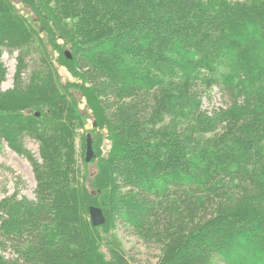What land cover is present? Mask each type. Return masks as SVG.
I'll list each match as a JSON object with an SVG mask.
<instances>
[{
  "label": "trees",
  "instance_id": "1",
  "mask_svg": "<svg viewBox=\"0 0 264 264\" xmlns=\"http://www.w3.org/2000/svg\"><path fill=\"white\" fill-rule=\"evenodd\" d=\"M5 49L20 53L13 87L0 89V147L28 158L37 186L34 199L0 203V264H133L102 236L114 194L119 224L145 233L171 193L205 220L159 264H264V0H0V83ZM56 62L82 82H63ZM83 68L109 81L104 102ZM214 87L226 103L208 112L201 99ZM127 98L137 114L155 109L114 136L102 103L114 113ZM88 119L89 162L75 144ZM216 185L235 200L201 205Z\"/></svg>",
  "mask_w": 264,
  "mask_h": 264
},
{
  "label": "rangeland",
  "instance_id": "2",
  "mask_svg": "<svg viewBox=\"0 0 264 264\" xmlns=\"http://www.w3.org/2000/svg\"><path fill=\"white\" fill-rule=\"evenodd\" d=\"M18 7L21 8L22 5L18 4ZM59 43L62 44L63 41L59 39ZM19 53L20 52L18 50L5 49L3 51L1 60L7 68V73L5 79L0 83V89L2 90L10 89L14 85ZM37 53L34 54V57L36 58H34L35 60H37ZM53 54L55 60L57 61L59 51L55 50ZM26 62L28 63V66H26L27 69L23 73L25 78L28 74L30 65H33V58H31V56H27ZM55 64L63 82H82L81 76L75 75L68 65L61 62H56ZM83 70L87 81H90L89 85L91 84L93 86L100 100L104 102V100H106L107 93L103 89L109 81L98 80L97 78H94L93 75H89L86 68H83ZM136 99L137 98H127L122 100L119 103L117 111L114 113H111V111H109L102 103V110L105 115V120L101 115L102 121L104 124L107 123L109 126L111 125L114 136L117 135V130L119 129L117 127L118 125L122 126V124L134 122L135 116H138L139 120L145 121L148 120V117H150L149 115L153 114V109L155 108L148 109L147 111H141V113L137 114L135 109ZM201 102V109L211 112L214 108L225 106L226 97L222 94L219 87H214L209 95L202 97ZM151 103H153V101H151ZM84 104L85 100L82 101V108H84ZM88 111L89 113L92 112V110ZM156 122L157 127L166 123L165 120ZM103 127L102 132L104 133V136L106 134L104 139L106 148L111 146V140L107 136L108 128L104 125ZM76 128L75 144L81 157H85L87 134L93 130L92 119L85 120L81 123V125L76 126ZM25 145L30 151H32V153L40 158L39 144L35 139L26 137ZM125 163H129L128 159L125 160ZM36 186V177L28 158L15 151L4 142L0 147V203L7 197H27L34 199ZM244 186L246 185H241L240 187L243 188ZM218 187L219 186L217 185L213 186L208 191V194L202 193L197 195L196 198L199 203L201 205L204 204L207 201L206 198L210 200L214 198L215 200L213 199V202L215 203L227 201L228 198H232V194H226L228 193V188L224 189V186L223 188ZM123 191L125 193H128L129 191L131 193H137L136 189H123ZM244 195H248L247 192H245ZM118 198H120L118 194H114L115 206L112 205L113 211L111 212L112 221L110 233L102 231V236L108 238V240L113 237V240L115 239L117 241L124 254L134 260L133 264H159L162 259L167 257L168 254L174 250L180 238L189 236V234L203 224L205 220L200 217L201 212L192 215L182 202V199L178 198L177 193H171L167 197H163L157 201L159 208L157 210L159 212L158 215L150 220L149 231L140 233L135 231V229L133 230L130 225L122 226L119 224L116 210L121 204L119 203ZM233 200H235V198H232V201ZM3 254L9 256L10 249L8 248L5 250ZM234 258L240 259L241 257L240 255L239 257L235 255Z\"/></svg>",
  "mask_w": 264,
  "mask_h": 264
},
{
  "label": "water",
  "instance_id": "3",
  "mask_svg": "<svg viewBox=\"0 0 264 264\" xmlns=\"http://www.w3.org/2000/svg\"><path fill=\"white\" fill-rule=\"evenodd\" d=\"M67 56H71L68 51H66ZM38 114V113H37ZM86 156L85 159L86 161H91V159L94 157L95 153L93 150V145H92V137L91 134H88L87 137V142H86ZM89 214H90V219L91 222L94 226H99L102 225L106 222V216L104 214V211L101 207L99 206H91L89 208Z\"/></svg>",
  "mask_w": 264,
  "mask_h": 264
}]
</instances>
